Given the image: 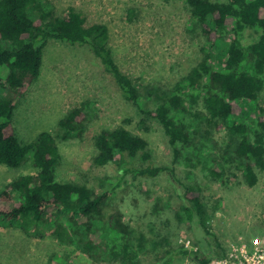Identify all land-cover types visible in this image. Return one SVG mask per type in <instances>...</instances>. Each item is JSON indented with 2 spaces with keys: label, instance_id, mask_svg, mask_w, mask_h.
Returning a JSON list of instances; mask_svg holds the SVG:
<instances>
[{
  "label": "rangeland",
  "instance_id": "obj_1",
  "mask_svg": "<svg viewBox=\"0 0 264 264\" xmlns=\"http://www.w3.org/2000/svg\"><path fill=\"white\" fill-rule=\"evenodd\" d=\"M43 2L55 15L73 8L85 17L86 24L100 22L108 26L113 56L132 78L146 108L154 109L161 103L174 84L197 66L208 46L184 0ZM257 35L251 29L244 30L242 44L251 43ZM246 105L236 104L235 111H245ZM73 107L85 110V130L81 137L63 138L59 120ZM256 107L264 120V84L249 109ZM194 110L203 112L201 102ZM11 122L21 145L34 143L43 132L54 135L61 153L56 169L59 180L86 184L97 193L110 191L106 214H114L116 221L132 229V236L142 243L138 264H151L166 250L180 246L192 256L205 252L214 257L239 235L249 237L264 229V169L255 168L258 180L249 186L230 161L224 160L225 172L215 178L207 176L195 158L193 166L182 159L175 160L162 124L122 96L113 76L87 44L59 39L47 42L40 73L19 98ZM200 124L199 138L210 136L215 150L221 153L230 141L226 129L211 127L206 134L207 126ZM120 126L148 141L149 158L126 155L117 160L119 163L95 165V136ZM257 129L264 138V127L257 125ZM31 154L30 148L18 167L0 164V190L15 177L35 172ZM148 164L168 169L156 176L123 171L125 165ZM187 185L200 188L196 194L208 217V231L196 219L177 217V212L184 216L181 205L190 204L184 195ZM51 213V218L66 217L61 211ZM47 226L43 223L40 233L26 232L14 223L0 221V264H122L117 260H92L73 242L59 241L45 231ZM188 257L191 256H178L171 264H183Z\"/></svg>",
  "mask_w": 264,
  "mask_h": 264
},
{
  "label": "trees",
  "instance_id": "obj_2",
  "mask_svg": "<svg viewBox=\"0 0 264 264\" xmlns=\"http://www.w3.org/2000/svg\"><path fill=\"white\" fill-rule=\"evenodd\" d=\"M184 1L208 46L197 66L174 84L161 103L150 109L144 106L132 78L116 62L105 23L86 24L85 17L73 8L55 15L45 8L43 0H0V164L20 166L31 148L35 168L34 173L19 175L0 190V221L38 233L46 223L45 231L49 230L59 241L73 242L95 261L109 259L138 264L143 248L137 236H132V229L120 225L114 214H106L109 190L97 193L86 184L57 178L61 153L52 133H41L30 145H21L15 135L13 111L28 85L38 77L43 50L50 39L90 46L113 76L122 96L162 124L175 160L182 159L193 166L195 158L203 172L215 178L223 176L222 163L227 160L241 172L247 185L257 183L255 168L264 169V138L257 125L264 127V120L259 108L249 106L264 84V0ZM246 29L258 35L244 45L240 37ZM200 102L203 112L194 110ZM241 102L247 104L245 111L243 108L235 111L236 104ZM85 115L81 107L69 109L59 120L62 137H81ZM201 122L207 126L206 134L211 127L226 129L230 141L221 153L215 150L210 136L199 138ZM94 143L97 151L93 163L97 166L122 160L126 155L140 154L144 160L150 156L148 141L122 126L100 131ZM167 169L154 164L123 166L124 173L141 176H156ZM199 189L195 185L185 187L184 195L190 204L183 203L184 216L177 212V217L196 219L208 231V217L196 194ZM54 211H61L66 217L51 218ZM224 252L221 248L215 256ZM181 255H189L199 263L213 257L205 252L192 256L180 246L166 250L151 264H171Z\"/></svg>",
  "mask_w": 264,
  "mask_h": 264
},
{
  "label": "built area",
  "instance_id": "obj_3",
  "mask_svg": "<svg viewBox=\"0 0 264 264\" xmlns=\"http://www.w3.org/2000/svg\"><path fill=\"white\" fill-rule=\"evenodd\" d=\"M183 264H264V229L249 237L239 235L227 244L222 256H214L206 263L188 257Z\"/></svg>",
  "mask_w": 264,
  "mask_h": 264
}]
</instances>
